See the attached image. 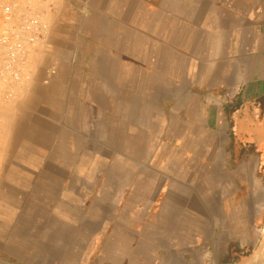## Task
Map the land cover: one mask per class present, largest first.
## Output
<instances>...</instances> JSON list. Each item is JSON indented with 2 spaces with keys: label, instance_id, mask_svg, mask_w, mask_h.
I'll list each match as a JSON object with an SVG mask.
<instances>
[{
  "label": "crops",
  "instance_id": "0c3cea01",
  "mask_svg": "<svg viewBox=\"0 0 264 264\" xmlns=\"http://www.w3.org/2000/svg\"><path fill=\"white\" fill-rule=\"evenodd\" d=\"M41 55L0 164V264L256 249L264 0H65Z\"/></svg>",
  "mask_w": 264,
  "mask_h": 264
},
{
  "label": "built area",
  "instance_id": "2783aa9c",
  "mask_svg": "<svg viewBox=\"0 0 264 264\" xmlns=\"http://www.w3.org/2000/svg\"><path fill=\"white\" fill-rule=\"evenodd\" d=\"M59 2L0 0V117L29 90Z\"/></svg>",
  "mask_w": 264,
  "mask_h": 264
},
{
  "label": "rangeland",
  "instance_id": "374dc122",
  "mask_svg": "<svg viewBox=\"0 0 264 264\" xmlns=\"http://www.w3.org/2000/svg\"><path fill=\"white\" fill-rule=\"evenodd\" d=\"M64 1L65 0H60V2H59V7H60V5H62L63 3H64ZM54 19V18H53ZM41 56L42 55H40V58H41ZM39 58V59H40ZM25 96V95H24ZM24 96H23V98L21 99V100H19L18 102H17V104H14V105H12L11 107L13 108H11V109H9V107H7L6 109H3V113L5 114H2L1 115V117H0V125H2V128L0 129V163H1V161H2V155H3V152H4V149L6 148V145H7V141H8V139H9V127H10V125H9V123H10V121H11V118L14 116V112H15V109H16V107H17V105L21 102V101H23V99H24ZM16 105V106H15ZM10 110V112H9V110ZM8 112V113H7ZM10 114V115H9ZM4 117H6V119H7V121H6V119L4 118ZM2 119H4L3 121H2ZM2 121V122H1ZM7 122V123H6ZM4 124V125H3ZM7 128V129H6ZM6 131V132H5ZM3 133V134H2ZM3 138H2V137ZM3 139H4V141H3ZM1 141H2V143H1ZM2 144V145H1ZM258 151L260 152V154H261V158H262V160H264V148H262V149H258ZM263 176H264V174H263ZM263 222H264V217H263ZM262 226H263V223H262ZM239 261H237V263H238ZM236 263V264H237Z\"/></svg>",
  "mask_w": 264,
  "mask_h": 264
},
{
  "label": "water",
  "instance_id": "95a60500",
  "mask_svg": "<svg viewBox=\"0 0 264 264\" xmlns=\"http://www.w3.org/2000/svg\"><path fill=\"white\" fill-rule=\"evenodd\" d=\"M237 264H264V222L261 230V240L258 246Z\"/></svg>",
  "mask_w": 264,
  "mask_h": 264
},
{
  "label": "bare ground",
  "instance_id": "6f19581e",
  "mask_svg": "<svg viewBox=\"0 0 264 264\" xmlns=\"http://www.w3.org/2000/svg\"><path fill=\"white\" fill-rule=\"evenodd\" d=\"M16 104H17V103H16ZM15 106H16V105H15ZM10 107H11V106H10ZM10 107H9V109L12 108V107H11V108H10ZM5 109H6V108H5ZM9 109H8V110H9ZM12 109H13V108H12ZM5 112H6V111H5ZM5 112H4V113H5ZM9 112H10V110H9ZM4 113H3V114H4ZM7 113H8V112H7ZM4 115H5V114H4ZM9 115H10V114H9ZM4 118L6 119V117H4ZM3 120H4V119H2V121H3ZM2 121H1V122H2ZM6 121H7V119H6ZM8 121H9V120H8ZM8 121H7V122H8ZM7 122H6V123H7ZM3 125H4V124H3ZM0 127L2 128V125H0ZM1 128H0V129H1ZM6 129H7V128H6ZM5 132H6V131H5ZM2 134H3V133H2ZM1 137H2V136H1ZM2 138H3V137H2ZM3 141H4V139H3ZM1 143H2V141H1ZM1 145H2V144H1ZM0 149H1V148H0ZM0 151H1V150H0Z\"/></svg>",
  "mask_w": 264,
  "mask_h": 264
},
{
  "label": "trees",
  "instance_id": "16d2710c",
  "mask_svg": "<svg viewBox=\"0 0 264 264\" xmlns=\"http://www.w3.org/2000/svg\"><path fill=\"white\" fill-rule=\"evenodd\" d=\"M247 256V255H246Z\"/></svg>",
  "mask_w": 264,
  "mask_h": 264
}]
</instances>
